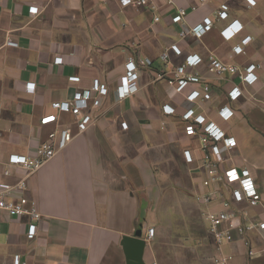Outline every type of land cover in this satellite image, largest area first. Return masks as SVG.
Returning <instances> with one entry per match:
<instances>
[{"label":"crops","instance_id":"0c3cea01","mask_svg":"<svg viewBox=\"0 0 264 264\" xmlns=\"http://www.w3.org/2000/svg\"><path fill=\"white\" fill-rule=\"evenodd\" d=\"M179 7L187 15L174 22ZM208 16L214 22L211 30L200 38L191 34L190 28ZM233 20L243 29L227 40L221 29ZM247 36L243 52L235 53ZM212 53L241 70L259 64L258 80L247 84L229 71L211 73L206 58ZM188 54L202 56V62L187 68L202 79L177 91L173 71ZM130 57L152 63L140 67L139 90L120 99L116 90L125 81ZM95 80L108 92L94 93L101 104L90 101L84 113L94 120L79 132L78 117L54 109L52 102L71 100ZM205 85L209 99H204ZM236 86L242 93L231 100L228 93ZM165 104L174 112L165 113ZM225 105L234 111L229 120L219 115ZM191 107L235 137L237 145L224 148L218 167L250 169L263 198L247 208L248 217L264 221V0H146L126 6L120 0H0V185L25 175L20 168L11 176L2 173L11 153L36 156L52 132L70 129L74 135L28 176L27 195L37 200L43 215L37 236H27L28 216L0 211L1 260L11 264L18 256L24 264H128L123 237L142 228L146 238L153 227L143 261L162 264L156 233L160 238L167 225L191 228L199 221L205 235L190 233L181 240L191 248L209 245L214 263L219 249L208 232L205 206L197 200L205 173L199 167L202 126L183 118ZM185 150L193 162L186 160ZM246 237L251 246L238 236L221 250L233 255L232 264H264V231Z\"/></svg>","mask_w":264,"mask_h":264},{"label":"built area","instance_id":"2783aa9c","mask_svg":"<svg viewBox=\"0 0 264 264\" xmlns=\"http://www.w3.org/2000/svg\"><path fill=\"white\" fill-rule=\"evenodd\" d=\"M173 3L176 0H167ZM123 6L134 4L142 5L146 0H120ZM197 8L196 5L191 7L192 10ZM228 6L223 4L222 9L227 10ZM187 15L185 7H179L178 13L173 17L174 22H182ZM156 19H158L156 17ZM214 22L211 17H205L202 22L192 26L190 33L200 38L206 32L211 30ZM243 29L242 23L238 20H233L221 29V34L227 40L234 38ZM185 31L181 32L184 36ZM250 39V36L243 38L242 43L234 47L235 53H241L244 50L243 45ZM10 45H17L15 41L9 40ZM166 59L168 51L162 54ZM208 70L221 76L224 72L229 71L231 74H238L241 81L247 84H253L258 80L256 70L260 67L259 64L250 63L241 70L235 64L223 62L215 54H209L206 58ZM60 61V59H58ZM203 61L199 54H188L182 64L178 65L173 71L172 82L175 83L177 91H183L189 84L198 83L202 79L198 71L188 73V67L197 66ZM152 63L149 58H138L135 60L130 57L125 64L126 78L116 90L117 96L124 99L127 96L137 92L140 88L139 80L141 76L140 67L148 66ZM164 74H159V78H163ZM72 80L78 81V76H72ZM204 99H209L210 88L205 85ZM106 95L108 88L95 80L92 88L85 90H77L74 92L71 100L54 101L52 107L60 112H69L78 117L79 132H84L93 122V117L89 113H84L88 108L90 101H93L95 106L101 104V98L95 97L94 93ZM242 90L236 86L229 91V98L237 100L241 95ZM174 108L168 104L163 106V111L167 114L174 112ZM234 114V111L228 106H223L219 110V115L229 120ZM56 118V116H55ZM183 118L191 121L195 125L202 126V144L201 148L203 156L201 159L200 169L204 171L202 178V190L197 194V200L205 206L204 218L207 223L208 232L213 239L215 246L219 249L218 253L213 257L214 264H232L233 255L225 254L221 249L222 246L232 243L236 238L242 237L245 245L251 246L248 233L252 231H264V221L251 220L248 217V209L258 206L262 201V194L257 188L256 182L250 169L237 167H228L220 170L218 167L217 158L222 155L224 148L232 149L237 145L234 136H228L224 130L214 121H208L203 114H196L194 108L187 109ZM191 133L196 134V128H191ZM61 142L59 143V137ZM74 135L70 129L62 132H52L49 134L48 140L43 142L36 156H30L22 153H11L8 156L7 164L9 165L3 170L5 176H11L14 168H20L25 175L20 177L15 183L0 185V211H4L11 216L20 217L28 216L30 222L28 224L27 236L33 239L38 234V223L43 218L39 209L37 200L27 195L28 176L39 171L44 164L51 160L58 151L67 146ZM185 158L188 162H193L189 150L184 151ZM155 229L149 227L146 231V239H151L154 236ZM264 245V243H263ZM254 250L250 247L249 254L253 255ZM264 256V249L262 250ZM0 264H9L1 260ZM11 264H24L18 256H15Z\"/></svg>","mask_w":264,"mask_h":264},{"label":"rangeland","instance_id":"374dc122","mask_svg":"<svg viewBox=\"0 0 264 264\" xmlns=\"http://www.w3.org/2000/svg\"><path fill=\"white\" fill-rule=\"evenodd\" d=\"M201 229L198 221L197 224L191 225V228L182 224L167 225L160 238L156 233L154 240L158 239L157 252L162 264H214L210 259L213 254L209 245L191 248L185 240H181L190 233L205 235Z\"/></svg>","mask_w":264,"mask_h":264},{"label":"water","instance_id":"95a60500","mask_svg":"<svg viewBox=\"0 0 264 264\" xmlns=\"http://www.w3.org/2000/svg\"><path fill=\"white\" fill-rule=\"evenodd\" d=\"M144 230L139 228L133 235L123 237V246L128 264H144L143 254L146 247Z\"/></svg>","mask_w":264,"mask_h":264}]
</instances>
